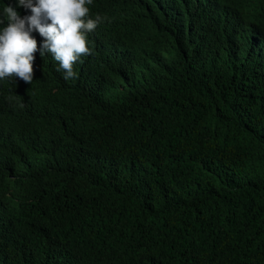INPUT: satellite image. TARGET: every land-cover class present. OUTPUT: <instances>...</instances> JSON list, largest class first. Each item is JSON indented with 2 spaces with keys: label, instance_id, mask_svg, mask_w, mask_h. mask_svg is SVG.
Masks as SVG:
<instances>
[{
  "label": "trees",
  "instance_id": "trees-1",
  "mask_svg": "<svg viewBox=\"0 0 264 264\" xmlns=\"http://www.w3.org/2000/svg\"><path fill=\"white\" fill-rule=\"evenodd\" d=\"M89 7L76 78L0 80V264H264V0Z\"/></svg>",
  "mask_w": 264,
  "mask_h": 264
},
{
  "label": "clouds",
  "instance_id": "clouds-1",
  "mask_svg": "<svg viewBox=\"0 0 264 264\" xmlns=\"http://www.w3.org/2000/svg\"><path fill=\"white\" fill-rule=\"evenodd\" d=\"M93 0H17V7L30 11L23 18L11 6L3 9L7 26L0 28V80L19 78L32 84L35 53L51 54L64 71V79L77 77L74 71L82 57L92 54L88 34L96 29L103 17L91 18ZM38 32L43 43L38 47L32 36Z\"/></svg>",
  "mask_w": 264,
  "mask_h": 264
}]
</instances>
